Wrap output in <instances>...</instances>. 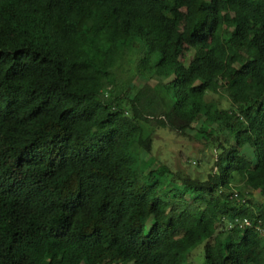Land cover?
I'll list each match as a JSON object with an SVG mask.
<instances>
[{
    "label": "trees",
    "instance_id": "16d2710c",
    "mask_svg": "<svg viewBox=\"0 0 264 264\" xmlns=\"http://www.w3.org/2000/svg\"><path fill=\"white\" fill-rule=\"evenodd\" d=\"M260 224L264 0H0V264H264Z\"/></svg>",
    "mask_w": 264,
    "mask_h": 264
},
{
    "label": "rangeland",
    "instance_id": "374dc122",
    "mask_svg": "<svg viewBox=\"0 0 264 264\" xmlns=\"http://www.w3.org/2000/svg\"><path fill=\"white\" fill-rule=\"evenodd\" d=\"M142 81L143 80H137L136 84L139 86L141 83H143ZM208 98H215L221 103L222 106L225 107H229L231 105L227 97L222 94H210ZM198 127L199 124H196L195 129ZM195 129L189 131L187 135H182L176 133L169 127L159 128L157 130V134L155 135L156 139L154 143V150L151 154H146L145 158L153 161L151 162V165H153L154 168L158 167L162 163H166L174 170H178L179 172L187 173L192 171L198 175V169L194 166L198 164L199 158L202 159L207 157V161H202L199 169L204 172L206 171V168L211 169L214 166V160H216L218 151L214 145L208 146L202 143L203 141L196 137ZM230 139L233 143L234 139L232 136H230ZM237 183L242 184L241 179H238ZM252 199L261 200L262 196L259 194V192H254ZM148 228L149 227L147 226L146 230ZM206 243L207 240L194 246L187 254L185 264H206Z\"/></svg>",
    "mask_w": 264,
    "mask_h": 264
},
{
    "label": "built area",
    "instance_id": "2783aa9c",
    "mask_svg": "<svg viewBox=\"0 0 264 264\" xmlns=\"http://www.w3.org/2000/svg\"><path fill=\"white\" fill-rule=\"evenodd\" d=\"M238 221H240V220L236 219L235 223H238ZM240 222L242 224L252 225L251 221L248 218H245L243 221H240ZM235 223L229 222L227 226L232 227ZM257 229L259 230L260 234L264 237V227L260 224V225H257Z\"/></svg>",
    "mask_w": 264,
    "mask_h": 264
}]
</instances>
